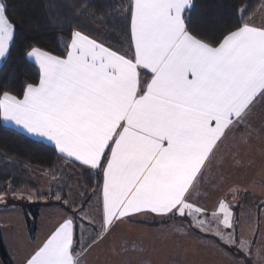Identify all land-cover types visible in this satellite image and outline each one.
I'll list each match as a JSON object with an SVG mask.
<instances>
[{"label":"snow or ice","instance_id":"1","mask_svg":"<svg viewBox=\"0 0 264 264\" xmlns=\"http://www.w3.org/2000/svg\"><path fill=\"white\" fill-rule=\"evenodd\" d=\"M193 9V0H127L112 21L125 41L115 48L83 30L85 20L99 23L106 15L85 3L72 8L78 26L62 39L61 54L25 44L39 79L25 83L20 95L0 91V119L102 177L93 188L99 219L88 215L83 200H65L73 213L25 264H87L89 250L146 215L190 218L191 227L250 256L252 241L235 237L229 201L220 198L207 219L194 197L214 164L240 163L254 132L264 140V121L259 131L252 127L255 110L264 109V5L259 23L241 7L234 22L211 30ZM17 39L10 5L0 0V60ZM12 195L25 196L15 189Z\"/></svg>","mask_w":264,"mask_h":264},{"label":"trees","instance_id":"2","mask_svg":"<svg viewBox=\"0 0 264 264\" xmlns=\"http://www.w3.org/2000/svg\"><path fill=\"white\" fill-rule=\"evenodd\" d=\"M7 3L10 5V15L16 22L19 39L0 67V91L9 90L20 95L25 83L38 82V69L26 59L25 44L31 42L53 54H61L62 39H67L71 30L78 26L72 12L74 6L86 3L91 6L92 11L106 13L99 23L91 19L83 22V30L89 36L115 48L125 43L121 25L113 24L112 21L114 18L119 19L115 10L122 4L126 5L127 0H7ZM193 4L192 15L200 18L211 30L228 21L234 22L237 9L241 7H247L249 15L255 14L253 18L259 23V10L264 5V0H193ZM37 172L44 174L50 181L53 180L57 188L51 189L48 194L41 193L33 181ZM53 175L57 178L52 179ZM101 183L102 177L59 157L53 147L6 127L0 119V194L7 191L8 195H12V189H15L24 194L34 193L38 200L45 195L56 198L59 194L61 200H57L56 204L72 214L71 207L64 201H70V197L75 196L78 200L76 205L83 200L86 208L94 194L93 188ZM81 193L85 195L82 197ZM9 202L15 203L23 211L27 234L34 241L41 204L24 206L20 200ZM0 261L2 264H12L1 234Z\"/></svg>","mask_w":264,"mask_h":264},{"label":"rangeland","instance_id":"3","mask_svg":"<svg viewBox=\"0 0 264 264\" xmlns=\"http://www.w3.org/2000/svg\"><path fill=\"white\" fill-rule=\"evenodd\" d=\"M259 15L261 16L260 11H259ZM258 140L261 139L259 137L252 138L250 146L242 150L239 156L241 160H244L245 156L250 158L255 156L260 157V155H264V148L261 149L260 150L261 153H259V149L258 147H256L255 141L258 142ZM248 158L247 160H249ZM226 166L227 163L222 166L215 165V167L213 168V175H210L209 181L202 186L199 194L194 197V199L199 204L207 208L209 213L207 219H211L210 213L215 207L216 196L222 191H224L223 194L228 193L227 191H229V189L227 188L228 179L226 177H222L221 179H219V172H218V167H226ZM223 169L225 170L226 168ZM262 171H264V164L262 165L261 168V172ZM260 175L262 178H264V172ZM257 177L262 179L260 176H256L254 178ZM33 181L37 184L38 190L43 194H48V192L51 189L57 188L55 182L53 180L50 181L42 173L37 172L36 176L33 177ZM215 183H216V187H215ZM254 186H255L254 189H251V193L254 196L261 197V199L259 200L261 202L252 201L253 199L252 196H246V197L241 196L239 199L237 198L240 204L239 206H236L235 209V217L237 218L235 237L237 240H239L240 238H245L252 241V250L250 256L246 257L243 252L238 251V249L235 248L234 246H229L228 244L223 243L219 239V237L215 236L212 232L202 233L199 227H191L193 222L190 218L183 219L185 220V223L183 222V225L170 229L173 231V238L171 244L172 251L183 249V251L187 250L191 252L203 253L202 254L203 256L197 257L201 259V260L198 259L199 263L196 262L197 264H264V186H259V185H254ZM28 194H31L33 196L31 200L27 199ZM70 198H71L70 202L72 204L77 203L78 200L75 196ZM11 200L13 201L20 200L22 201L24 206H34L35 204H39L40 206L41 204L42 210L40 213L41 215H43L45 220L42 222H45L46 226L45 228H43L42 226H38L37 233L39 231L41 232L47 230V226L51 225L50 219L47 218L51 215V213H56V214L60 213V215H68L69 213L64 211L59 206V204H56L57 201L56 198H51L50 196L47 195L42 196L41 198H39V200L36 198L34 193H25L24 198H16L13 195H7L5 197V200L3 202H0L1 238L4 242V245L10 252L12 258V264H19L20 261L22 264L24 261L23 258L26 255H22V257H20L16 254L17 251L16 247L18 245L16 243L19 238L23 240V238L28 236V235L26 236V223L24 222L25 218L23 215V211L20 209V207L15 205V203L11 204L9 202ZM245 201H247V203ZM212 202L214 203L213 205ZM97 203L98 200L96 198V195L93 194V196L87 202L88 205L87 211L90 217H95L98 220L99 216L96 213ZM258 208H262V212L261 209L259 211ZM71 210L73 212L72 207ZM166 220H172V218H168ZM76 223H77V228H76L77 239H79V233L81 231L79 217H76ZM148 226L151 227L154 225H148ZM212 228L213 229L215 228V222L212 223ZM87 229H88V224L87 221H85L84 222L85 239L89 235ZM159 236L160 235L153 232V237L157 238V246L162 242L161 240H159ZM12 237L14 238L12 239ZM215 241L217 243H215ZM183 242H188V246H185L186 244H184ZM257 249L260 250V257H257ZM77 250H79V246H77ZM215 251L217 252L219 251L220 254H222V252L223 253L225 252L227 254L228 252L231 256H227V255H225L224 257L218 255L215 256L213 255L215 254ZM188 262L189 264H193V262L195 261L190 259ZM161 263H163V261H161Z\"/></svg>","mask_w":264,"mask_h":264},{"label":"crops","instance_id":"4","mask_svg":"<svg viewBox=\"0 0 264 264\" xmlns=\"http://www.w3.org/2000/svg\"><path fill=\"white\" fill-rule=\"evenodd\" d=\"M3 60H0V67L2 65ZM262 121H264V109L258 107L255 110V113L252 117V127L257 131H259L261 129ZM1 122L6 127L12 128L22 133L23 135L29 137L30 139L43 142L54 148V145L48 142L46 139L30 135L27 132H25L23 129L15 126L12 123L5 122L2 119ZM253 137L255 138L259 136L257 135L256 132H254L252 138ZM255 143H256V147H258L259 149V153H261L260 150L264 148V140L261 139L258 140V142L255 141ZM247 158L248 157L245 156L244 160H241L240 157H238L240 163L237 164L230 160L229 162H227L226 167H218L219 179H221L222 177H226L228 179L227 188L229 189V191H227L228 193H224V194H223L224 191H222L216 196L215 206L220 198L222 197L226 198L229 201V203L232 205L235 214L236 206H239L240 204L238 202V199L241 196L242 197L252 196L253 197L252 201L255 202L261 199V197L259 196L252 195L251 189H254L255 187L254 185L264 186V178H262L260 175L264 172V171L261 172L262 165L264 164V155H260V157L258 156L250 157L248 158L249 160H247ZM214 167L215 164L213 165V168ZM213 168L211 175H213ZM223 168H226L227 171L226 169L224 170ZM256 176H260L262 179L258 177L254 178ZM231 179L234 181H232ZM215 187H216V183H215ZM233 187L238 188L239 191L237 193H232L230 189ZM233 196H235V199H233ZM245 202L247 203V201ZM213 204L214 203L212 202V205ZM86 209H88V205ZM260 209L262 212V208H258L259 211ZM65 216L66 215H60V213L58 214L51 213V215L47 217L50 219L51 225L47 226V230L41 232L39 231L34 241H31L29 239V236H27L28 235L27 231H26L27 237L23 238V240H21L20 238L17 240L16 244L18 245L16 247L17 250L16 254L20 257H22V255H26L23 258L24 261L22 264H25L26 258L29 257L30 254H32L39 245H41V243L46 239V237L50 234V232L54 229V227L59 222H61L62 218H64ZM166 219L168 218L160 217V216L153 217L152 215H146L136 218L135 221L132 223L121 224L113 235L109 236L105 241L97 244L94 248L89 250L86 256L87 264H189L188 261L190 259L195 261L193 262V264L199 263L198 259L200 258L197 257L203 256L202 255L203 253L191 252L187 250L183 251V249L172 251L171 249L173 231L170 229L183 225V222L185 223V220L183 219L186 218L177 216L172 218V220H166ZM235 219L237 221L236 217ZM42 221L45 220L43 215H41L40 213L39 226L45 228L46 224L45 222ZM151 224L154 225L151 226L152 228L148 226ZM225 231H231V229ZM153 232L160 235L159 240H161L162 242L158 244V246H157V238L153 237ZM13 238L14 237H12V239ZM183 243L186 244L185 246H188V242H183ZM215 243L217 242L215 241ZM6 250L12 262L10 252L8 251L7 248ZM213 255L215 256L218 255L222 257H224L225 255L231 256L228 252L227 254L225 252L224 253L222 252V254H220L219 251L218 252L215 251V254ZM161 261H163V263H161ZM19 264H21V261Z\"/></svg>","mask_w":264,"mask_h":264}]
</instances>
